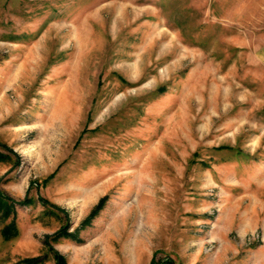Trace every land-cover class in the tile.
<instances>
[{
    "label": "rangeland",
    "instance_id": "374dc122",
    "mask_svg": "<svg viewBox=\"0 0 264 264\" xmlns=\"http://www.w3.org/2000/svg\"><path fill=\"white\" fill-rule=\"evenodd\" d=\"M0 192V264H264V0H0Z\"/></svg>",
    "mask_w": 264,
    "mask_h": 264
},
{
    "label": "trees",
    "instance_id": "16d2710c",
    "mask_svg": "<svg viewBox=\"0 0 264 264\" xmlns=\"http://www.w3.org/2000/svg\"><path fill=\"white\" fill-rule=\"evenodd\" d=\"M15 201L11 198L7 197L5 194L0 192V215L1 219L5 220L10 215L9 213L11 211H14ZM18 233L17 226L14 223V220L6 223L1 227V234L4 237V239H9L11 237H14ZM55 258L57 259L58 263H62V257L56 252L54 253ZM31 259H24L23 261H30ZM151 264H153L151 262Z\"/></svg>",
    "mask_w": 264,
    "mask_h": 264
},
{
    "label": "crops",
    "instance_id": "0c3cea01",
    "mask_svg": "<svg viewBox=\"0 0 264 264\" xmlns=\"http://www.w3.org/2000/svg\"><path fill=\"white\" fill-rule=\"evenodd\" d=\"M135 250H136V249L134 248V250H133V255H132V259H133L134 262H133L132 264H138V263H137V260H138V259L136 258V254H135L136 251H135Z\"/></svg>",
    "mask_w": 264,
    "mask_h": 264
}]
</instances>
